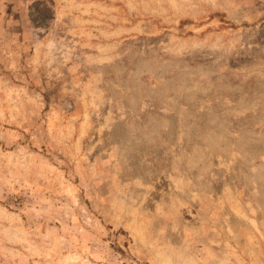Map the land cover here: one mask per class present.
Instances as JSON below:
<instances>
[{"label": "rangeland", "instance_id": "obj_1", "mask_svg": "<svg viewBox=\"0 0 264 264\" xmlns=\"http://www.w3.org/2000/svg\"><path fill=\"white\" fill-rule=\"evenodd\" d=\"M0 264H264V0H0Z\"/></svg>", "mask_w": 264, "mask_h": 264}]
</instances>
